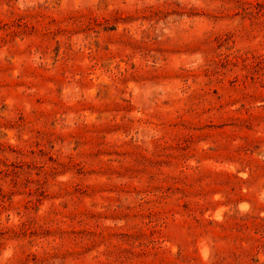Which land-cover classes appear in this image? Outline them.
<instances>
[{"label":"rangeland","instance_id":"obj_1","mask_svg":"<svg viewBox=\"0 0 264 264\" xmlns=\"http://www.w3.org/2000/svg\"><path fill=\"white\" fill-rule=\"evenodd\" d=\"M0 264H264V0H0Z\"/></svg>","mask_w":264,"mask_h":264}]
</instances>
